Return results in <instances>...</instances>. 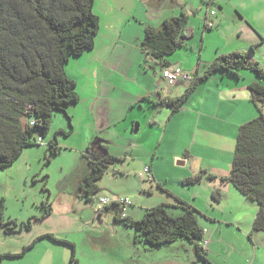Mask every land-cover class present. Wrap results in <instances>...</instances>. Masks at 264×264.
Wrapping results in <instances>:
<instances>
[{
	"label": "crops",
	"instance_id": "0c3cea01",
	"mask_svg": "<svg viewBox=\"0 0 264 264\" xmlns=\"http://www.w3.org/2000/svg\"><path fill=\"white\" fill-rule=\"evenodd\" d=\"M225 3L226 0H94L93 10L100 19V30L94 48L81 57L70 61L66 68L67 76L76 83V91L79 96V102L70 107L67 112L69 115L72 113L70 117L73 131L70 136L76 135L79 138L78 142L81 145L83 156H86L84 152L88 148L96 154L101 152L102 148H105L107 153L120 161H126L129 157L131 160H135L139 158L138 152L151 154L149 149L151 146H156L157 156L160 151L165 152L168 160L175 162L177 166L184 167L190 162L192 164L195 158L190 157V154L202 159L199 154L195 153L194 148L198 149L199 152L216 148L219 153L224 154L227 146H233L239 127L257 116V111L250 102L247 89L248 84L253 81L251 74H243L241 80L218 75L212 77L194 93L190 102L176 114H172L168 108L154 109L153 105V107H148L147 103L144 102L138 104L143 98L149 99L154 104L164 98L175 99L183 93L182 89L187 86L185 80H180L171 87L167 85L162 77V65L146 55L142 49L144 28L147 26L158 28L164 19L177 16L180 12L188 16V23L194 16L200 22H203L208 9L215 11L211 21L214 23L216 30L212 33H216L215 36H220L223 34L224 17H229L225 14L227 12V10H224ZM205 4H208V6H205ZM232 6L234 11L239 13L238 16L242 15L247 19V16L240 11L237 5ZM245 10L247 11V9ZM251 20L254 24L253 29L259 35L258 41L260 43L253 40L252 42L261 44L264 42V32L261 31L260 20L255 17H252ZM212 33L203 31V45L201 42L197 52L195 44L192 43L195 37L190 35L189 29L186 30L184 34L190 37L191 40L188 41L187 48L180 49L170 58L171 68L179 67L192 75L195 71H200L205 63L211 62L217 55L242 52L246 49L245 45L240 43L221 48L220 44H216L212 40H208V44L204 46L206 41V35L204 34ZM213 50H216V52L214 53ZM196 56L197 59L195 60ZM111 96L117 97L115 101L119 104L118 106L112 102L114 100L111 99ZM190 105L191 109L189 108ZM160 131L161 134H159ZM57 140L60 141V138L58 137ZM117 143L124 147L123 153L119 156L112 151V147ZM179 145H182V158L179 153ZM222 146H226V148H221ZM205 161L210 162L207 158ZM229 163L227 158H214V165L211 164L210 168L205 164H201V162L197 164L198 167L196 168L192 166V176L205 171L216 177L211 182L204 178L200 185L206 184L208 187L205 189L209 199L215 197L219 203L223 201L224 195L233 203L241 199L238 192L230 184L222 183L219 180L228 176ZM85 167L82 174L86 169ZM144 167L150 168L153 181L162 182L156 171L153 158L151 163L149 165L144 164ZM187 176L188 173L178 179L177 182L181 187L183 186L180 183L185 178H189ZM180 179L181 181H179ZM198 189L192 190V194L185 191V194H182L180 189L171 193L183 202H188L194 209L196 208L202 212L194 203ZM191 196L193 201L190 199ZM75 201L76 199L73 198V205L70 203L68 207V210L74 213L76 212ZM166 205L171 206L173 204L167 203ZM83 209L86 210V208ZM77 210L82 212V209L77 208ZM54 211L55 209L51 215L54 214ZM140 211L143 212V209H140ZM94 214L96 216L95 220L100 219L103 214L100 205L92 211L93 216ZM133 214L130 208L128 215L133 217ZM205 216L208 220H212L211 223L205 226H201L199 221L198 223L204 230L203 248L211 264H216L212 257L219 252V244L225 245L221 228L224 227L227 230L226 239L231 236L230 233L232 232H238L240 236H243L245 232L252 230V221L255 218V216L250 219L249 217H243L240 219L241 221L231 219L230 223L223 220L218 221V224H216L217 220L209 217L208 214ZM36 218H40V214ZM62 221V227L66 230L62 233L49 230L42 231V229L39 230L40 227H32L31 231L36 230V232L32 233L29 241L21 243V248L37 237L51 234L57 239L66 240L74 245L78 264H126V261L131 260L130 243L127 248L128 258L117 256V251L116 256L110 255L108 251H102L103 256H99L101 251L93 249L95 242L93 244L88 243L89 246L84 251L86 254L84 252L79 253L75 237H78L79 242L82 244L84 239L87 240L86 235L80 238L78 236L79 231L82 229L80 226L72 233L70 228L72 221L67 218L62 219ZM77 221L80 223L78 219ZM116 225L122 227L119 224ZM109 226L103 225V229L107 230ZM108 231L111 230L108 229ZM20 235L11 238L17 239ZM260 235L258 234L257 240L263 244L264 237ZM227 242L232 244L233 247V241ZM174 245L151 250L141 246L139 250L136 247L138 245H135L133 253L139 259L143 254L142 259L146 261L141 260L140 264H163L164 253H168L163 249H170ZM64 246L67 245L46 238L39 240L29 250V264H70L71 253L62 248ZM252 247L250 250L251 255L247 257V253L241 254L238 263L235 262L234 264H249V261L250 264H264V254L261 256L258 254L262 245H258V242H256ZM242 248L240 245L237 249L239 254ZM122 249L120 248L119 252L124 255L126 251L123 252ZM101 250H103V247H101ZM27 252L21 257L12 259L25 261L28 257ZM6 253L19 254V251L17 248L15 251ZM93 258H96L95 263ZM100 258H102V261ZM191 264H194V262Z\"/></svg>",
	"mask_w": 264,
	"mask_h": 264
},
{
	"label": "trees",
	"instance_id": "16d2710c",
	"mask_svg": "<svg viewBox=\"0 0 264 264\" xmlns=\"http://www.w3.org/2000/svg\"><path fill=\"white\" fill-rule=\"evenodd\" d=\"M93 7L94 0H0V172L11 167L24 150L41 146L58 114H62L66 120L67 130L54 131L47 141V162L63 150L57 138L72 134L71 117L67 112L79 102L76 83L67 76L66 68L70 61L94 48L100 19ZM214 15L215 11L207 9L202 22L204 32L216 30L211 21ZM187 26L188 16L180 12L177 16L164 19L158 28H144L142 49L162 65V77L166 70L179 69L186 72L184 74L188 79H180L187 81V86L177 98L160 99L157 104L143 98L138 104L144 102L148 107L154 106V109L168 108L172 114H176L212 77L218 75L241 80L245 73L252 75L253 81L247 89L257 116L239 127L230 173L220 181L232 185L246 200L257 204L252 231L264 233V70L251 58L253 48L248 54L232 52L217 55L192 75L182 68H171L170 58L180 49L187 48L191 40L184 34ZM85 154L83 157L87 167L75 194L85 203H92L99 192L98 184L108 168L120 160L107 153L105 148L97 154L88 148ZM146 168L150 173L148 182L152 183L149 167H144L141 173ZM141 173L138 177L146 180L140 176ZM47 178H43L45 183ZM204 178L216 179L202 171L185 178L181 185L187 188L198 186ZM157 188L161 190L162 186L157 184ZM42 191L47 192V196L41 202V217L33 216L21 224L6 220L5 201L0 199V228L5 236L30 232L33 222L42 221L51 215L53 204L50 193L45 188ZM164 192L174 204H160L145 209L139 219L128 215V207L133 204L127 199L107 200L106 205H101V198L98 204L103 210L110 206L113 222L131 232L134 245L151 250L187 241L193 246L196 259L201 264H211L203 248L204 230L198 223V217L202 215L169 191ZM213 199L217 201L215 197ZM120 200H127L130 205L124 206ZM173 209H180L181 214L174 217L176 215L170 212ZM44 238L70 247V264H78L74 245L51 234L35 238L19 254H1L0 264L4 259L23 256Z\"/></svg>",
	"mask_w": 264,
	"mask_h": 264
},
{
	"label": "rangeland",
	"instance_id": "374dc122",
	"mask_svg": "<svg viewBox=\"0 0 264 264\" xmlns=\"http://www.w3.org/2000/svg\"><path fill=\"white\" fill-rule=\"evenodd\" d=\"M232 5H237L240 11L247 16V19L242 15L238 16L239 13L234 11ZM245 9H247V11ZM224 10H227L225 14L229 17H224L225 21L222 24L223 34L220 36H215L216 33L208 35L204 34L206 35L204 46L208 44V40H212L214 43L220 44L221 48H224L227 45L233 46L234 43L244 44L246 49L242 50L240 53L248 54L253 48L251 58L254 61L257 60L256 62L264 70V42L261 44H255L252 42L253 40L258 43L259 35L253 29L254 24L251 22L252 17L258 18L260 20L259 25H261V31L264 32V0H226ZM256 25L258 26V24ZM188 29L190 35L195 37V39L193 38L192 43L195 44L198 52V46L201 44L203 39V23L200 22L196 16H194L191 18L190 23H188L187 30ZM213 52L215 53L216 50H213ZM196 59L197 56L195 57V60ZM182 91H184V89H182ZM111 99L114 100L112 101L113 103L117 104L115 101L117 100L116 96H111ZM118 105L119 104H117V106ZM189 108L191 109V105ZM262 111L264 113V107H262ZM71 114L72 113L68 115L71 116ZM70 122L72 124V120ZM134 126L136 127V124ZM58 129L67 130L66 120L62 114H58L54 117L53 125L47 136L44 138V142L41 146L30 147L24 150L20 158L11 167L0 172V199H4L5 201L6 220H14L17 224L26 223L28 219L33 216L39 217V214L43 211L41 208V202L46 199L45 195L47 196V192H43L42 190L45 188L50 193V200L52 201V204H54L53 202L56 200L55 204L52 205V211L54 209L55 211L54 214L48 216L47 219H44V221L33 222L32 227H40L39 230L42 229V231L49 230L54 231L55 233H62L66 231L65 228L62 227V219L67 218L71 220L72 222L70 223V228L72 233L80 226L82 229L79 231L80 234H78V236L82 238L86 235L87 237V240L84 239L82 244L79 242V238L75 237L77 239L79 253H83L85 249H87L89 242L91 244L95 242L93 249L95 251H97V249L101 251L99 256H103L102 251H108V253L112 256H116V253L118 252L117 256H124L125 258H128L127 248L130 243V250H132L131 260L126 261V264H140L141 260L146 261L145 259H142L143 254H141L140 259L138 256L134 255L133 252L135 245L131 239L132 234L131 232L124 230L122 227L117 226L113 222L112 209L110 206L109 208L103 210V214L100 219L95 220L96 216L95 214L94 216L92 215V211L99 207L98 200L101 198L110 202L120 198L129 200L131 204H133V207L128 208L132 209V213H134L133 217L135 219H139L142 212L140 209H150L160 204H174L164 190L171 193L172 191L175 192V190L180 189L182 194H185V192L192 194V190L200 188L197 191V197L194 200V203L196 204L195 206L198 209L200 208L202 212L196 208L194 209L192 206L191 207L202 215L198 217V221L201 226H205L212 221L210 218V220L206 218V214L217 220L216 224H218V221L223 220L230 223L231 219H233V221H239L243 217H249L250 219L252 216L254 217L257 212V204L246 200L239 193L238 195L241 197L239 201L236 200L235 203H233L226 195H224L223 201L219 203L212 197L209 199L205 189L208 187L206 184L201 186V182L198 187L192 186L190 189L187 187H181L177 182L182 175H186L188 173L187 177L192 176V166L194 168L198 167L197 164L199 162L210 168V165L213 164L214 158H227L230 162V168L228 170L230 173L236 137L234 139L233 146H227L226 153L224 154L219 153L216 148L203 152H199L198 149L194 148V150H196L195 153L199 154L202 159H198L196 155L190 154V157L195 158L193 159L192 164L190 162L184 167L177 166L175 162L168 160L165 152L160 151L157 156L158 152L156 153V146H151L149 149L151 154L138 152L139 158L131 160L129 157L126 161H119L113 166H110L98 184L99 192L95 196V202L85 203L82 199L77 198L75 194L86 162L85 157L81 155V145L78 142L79 138L76 137V135L66 138H62L60 136L59 143L63 150L57 157L50 159L49 163L47 162L49 160L47 141L52 137L54 131H57ZM159 134H161V131ZM112 148V151L118 156L121 155L124 150V147L119 143L115 144ZM179 148V153L182 158V145H179ZM221 148H226V146H222ZM155 153L156 156L154 157ZM152 158L155 160L156 171L160 176V180L162 181L161 183L156 181L149 183L148 180L138 177V174L141 173L144 168V164L149 165ZM206 158L210 162L205 161ZM46 176L48 178L45 183L43 178ZM208 180L210 182L213 181L212 179ZM179 181H181V179ZM157 184L162 185L161 190L157 188ZM73 198L76 199L75 213L68 210L70 203L73 205ZM190 199L193 201L192 196ZM185 203L189 204L188 202ZM77 208L82 209V212L77 210ZM83 208H86V210ZM88 212L91 213L88 214ZM170 212L176 215L174 217H178L181 214L180 209L170 210ZM103 225L110 226L107 230H104ZM108 229L111 231H108ZM221 230H223L225 245L219 244V252L214 254L212 257L216 264L238 263L241 254L247 253V257L248 255H251L250 250L256 242H258V245H262L261 249L258 251L259 256L264 254V242L262 241V244L257 240L258 234H261L260 236L264 237V233H256L250 230L245 232L243 236H240L238 232H232L230 233L231 236L226 239L227 230H225L224 227H222ZM34 232H36V230H33V232L23 231L21 235L15 239L5 236L0 228V255L8 251H15L17 248L20 253L22 249L21 243L29 241L30 236ZM227 241H233V247L231 246L232 244H229ZM240 245L243 248L240 249L239 254L237 249ZM101 247H103V250H101ZM136 247L138 249L140 248L139 246ZM62 248L67 249V251L71 253L70 247L64 246ZM120 248H123V252L126 251L124 255L119 252ZM163 250L168 252L164 253L165 259L163 264H191L192 262H194V264H201L199 259L195 258L196 255L193 252V246L187 241H179L170 249ZM27 254L28 257L25 261H22L21 259H4L2 264H29L30 251H28ZM84 254L86 253L84 252ZM93 259L95 263L96 258ZM100 260L102 261V258H100Z\"/></svg>",
	"mask_w": 264,
	"mask_h": 264
},
{
	"label": "built area",
	"instance_id": "2783aa9c",
	"mask_svg": "<svg viewBox=\"0 0 264 264\" xmlns=\"http://www.w3.org/2000/svg\"><path fill=\"white\" fill-rule=\"evenodd\" d=\"M163 78L165 79V81L167 82V84L169 86H173L181 78L188 79L185 76L184 72L179 70V69H176L175 71H168V70L164 71L163 72ZM39 142H41L40 139H39ZM140 176L145 177L146 180H148V181L150 180V173H149L147 168L143 170V173H141ZM120 202L122 204H124V206L130 205V202H128L127 200H120ZM107 203H108V201L105 199L100 200L101 205H106Z\"/></svg>",
	"mask_w": 264,
	"mask_h": 264
},
{
	"label": "water",
	"instance_id": "95a60500",
	"mask_svg": "<svg viewBox=\"0 0 264 264\" xmlns=\"http://www.w3.org/2000/svg\"><path fill=\"white\" fill-rule=\"evenodd\" d=\"M186 41H188L189 39H185Z\"/></svg>",
	"mask_w": 264,
	"mask_h": 264
}]
</instances>
